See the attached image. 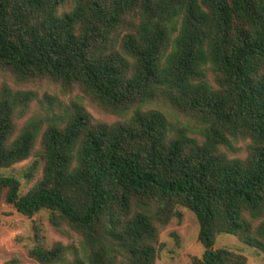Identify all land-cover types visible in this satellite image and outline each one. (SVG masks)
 <instances>
[{
    "label": "trees",
    "instance_id": "16d2710c",
    "mask_svg": "<svg viewBox=\"0 0 264 264\" xmlns=\"http://www.w3.org/2000/svg\"><path fill=\"white\" fill-rule=\"evenodd\" d=\"M0 72L130 112L106 123L74 104L45 128L31 117L18 130L36 94L0 83V169L29 158L37 140L25 178L42 163L24 193L0 173V201L28 217L45 211L55 229L81 237L79 246L45 247L35 229L29 257L155 264L178 206L197 219L195 264H247L213 247L219 233L264 253V0H0ZM158 98L195 120L201 139L141 109ZM239 140H248L245 155L229 156Z\"/></svg>",
    "mask_w": 264,
    "mask_h": 264
},
{
    "label": "rangeland",
    "instance_id": "374dc122",
    "mask_svg": "<svg viewBox=\"0 0 264 264\" xmlns=\"http://www.w3.org/2000/svg\"><path fill=\"white\" fill-rule=\"evenodd\" d=\"M67 3L64 9H69ZM211 82V75H208ZM5 82L12 89L32 90L35 98L30 102L25 114L15 119L16 127L31 118L44 119L43 128L47 125L46 119L55 115L63 114L74 104L82 105L96 121L113 123L126 118L130 112L124 116H116L100 109L90 98L78 88L63 91L58 83H53L46 79L34 80L26 83H16L5 72H0V83ZM142 110L157 109L165 113L167 119L174 128L186 126L188 134L196 136L198 124L192 118L182 114L173 108L165 99L158 98L148 104L141 106ZM248 140H239L235 143L238 148L236 152L229 153V156L243 157L246 153L245 146ZM39 140L34 147V154L29 158L16 163L8 168L0 169V173L11 174L20 181V192L24 193L40 176L42 163H38L31 179H26L24 171L32 164L38 156ZM179 218H172L168 224L160 231L157 243V255L155 264H195L194 259L200 258L203 247L197 239L198 223L194 213L178 206ZM39 233L41 243L45 247H50L55 242L64 245L79 246L80 235L73 230L63 226V231L55 229L47 220L45 211H40L30 217L16 211L4 200L0 201V264H10L12 258H16L19 264H40L28 256V249L35 243L34 231ZM217 248H227L234 252L243 254L247 259V264H264V253L241 242L235 236L227 233H219L215 237L214 245ZM70 258V256L68 257Z\"/></svg>",
    "mask_w": 264,
    "mask_h": 264
}]
</instances>
